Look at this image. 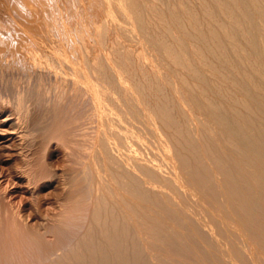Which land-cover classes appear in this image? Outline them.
<instances>
[{
	"label": "bare ground",
	"instance_id": "1",
	"mask_svg": "<svg viewBox=\"0 0 264 264\" xmlns=\"http://www.w3.org/2000/svg\"><path fill=\"white\" fill-rule=\"evenodd\" d=\"M37 139L76 173L56 178ZM10 150L0 264H264V0H0Z\"/></svg>",
	"mask_w": 264,
	"mask_h": 264
},
{
	"label": "rangeland",
	"instance_id": "2",
	"mask_svg": "<svg viewBox=\"0 0 264 264\" xmlns=\"http://www.w3.org/2000/svg\"><path fill=\"white\" fill-rule=\"evenodd\" d=\"M75 16V15H74ZM74 16H73V18H74ZM71 20V19H70ZM73 20V19H72ZM88 21H90L91 22V19L90 18H88ZM117 21L120 23V21H119V18H117ZM90 25H91V23H89ZM108 30H110L109 32H113L114 31V29L113 28H109ZM130 37H128V39H129ZM128 39H127V42H125V43H127V45L131 48V49H135V50H137V51H139L140 49H141V44L137 41V39H135V38H130L129 39V41H128ZM93 42H90V46H92L93 44H92ZM147 51H148V53L149 54H151L152 56H155V52L153 51V50H151V49H147ZM149 62H150V60H146V63L147 64H149ZM165 70V68L164 69H162V71H164ZM45 82V86L46 87H48L49 88V91H50V93H53L54 92V90L57 92V91H59V90H61L62 88H67V86L66 85H64V83H55L54 81H44ZM22 84V83H21ZM21 84H18V88H21V87H23V86H21ZM21 87H20V86ZM23 85V84H22ZM178 86H179V82H178ZM12 88V87H11ZM13 91V89H9L7 92L6 91H4L5 93H7L9 96H11V92ZM80 101V102H79ZM77 103H79V104H77ZM81 100L80 99H75L74 100V102H73V104H72V106H75V105H80V106H77V107H75V108H77V109H79V110H76L75 108H73L74 109V111L76 110V111H79L78 113H82L83 111H84V109H85V107H90V106H83L84 104L83 103H81ZM82 105V106H81ZM84 108L83 109V111H82V108ZM72 108V107H71ZM81 109V110H80ZM91 108H87V109H85V111H84V113H82V115H83V119L85 118V116L87 117V118H85V119H87V120H85V127H83L84 129H85V131H87V132H89L88 134H87V136L89 137V135H93V133H95V131L97 130V128H100V124H99V120H98V118H97V120H98V122L95 120V118H94V114L92 115L93 117H91V112H92V110H90ZM88 110V111H87ZM74 112V113H77V112ZM89 111H91V112H89ZM71 112H73V110H71ZM70 112V113H71ZM73 113V114H74ZM85 113H86V115H85ZM93 113V112H92ZM90 115V116H89ZM92 118V119H91ZM82 119V120H83ZM94 119V120H93ZM84 121V120H83ZM96 121V122H95ZM99 126V127H98ZM97 127V128H96ZM135 127L136 128H138L137 130H135L136 128H134V130L135 131H137V133L139 132V134H141L142 136V141H141V144H140V147H141V149L142 150H140L139 149V152L140 151H143V152H140L144 157H148V155H150L149 157H151L152 155H155V154H157V153H160V152H157V153H155L154 151H156L157 149H156V147L154 146V147H151V145H150V143H153V142H149V140L151 139L150 137H149V135L148 134H144L145 133V130H144V128H146L142 123H140V122H136V124H135ZM90 136V137H91ZM144 136V137H143ZM87 137V138H88ZM152 140V139H151ZM37 141V142H36ZM35 142L37 143H35L34 142V147L32 148V146H31V148H29L28 150H29V152L31 153L32 151V153H33V155H35L36 157H38L37 155H39V156H41V157H38V161H40L39 159H41L43 162H46V163H48L50 166H51V169L53 170V169H55L54 171L56 172V178H61V179H63L65 176H66V178L68 179V177L70 178V175L72 174V176L76 173V168H74L73 169V167L76 165V164H73V161H72V157H70L69 156V154L68 153H66V151H68L69 150V148H67V150L66 149H62V146H60V143H58V142H56V141H53V142H51L52 143V145H49V144H51V143H48V142H42L40 139H37ZM87 142V141H86ZM46 143H48L47 145H45ZM56 144V146L54 145V144ZM37 145V146H36ZM58 145V146H57ZM47 147V149H48V146L50 147L48 150H45L46 149V147ZM29 147V146H28ZM28 147H26L25 146V148H24V152L25 153H27L28 152V150H27V152L25 151V149H27ZM53 147V148H52ZM57 147V148H56ZM61 147V148H60ZM140 147H136L137 149L138 148H140ZM51 148H52V150H51ZM55 148V149H54ZM59 148H60V150H59ZM33 149V150H32ZM36 149V150H35ZM42 149V150H41ZM62 149V150H61ZM150 149V150H149ZM154 149V150H153ZM51 150V151H50ZM54 150V151H53ZM65 150V152H64V154H62V151H64ZM12 150H10V151H8V153L10 154V157L9 156H6L7 154V152H4L6 155H4L3 153H1L0 152V155L2 156H0V170L2 171L3 170V172H4V174H8L10 171V173L8 174V175H12L14 172H16V170H17V167L18 168H20L21 167V161H22V159H21V161L19 160V157H17L18 155H15V152H11ZM71 151V150H70ZM47 152V153H46ZM48 152H50V153H48ZM32 153H31V155H32ZM13 154L15 155V156H13ZM29 154V153H28ZM43 154H47L46 156L45 155H43ZM66 154V155H65ZM3 155H4V157H3ZM65 155V156H64ZM4 158V159H3ZM68 158H72V159H68ZM17 159V160H16ZM67 161H66V160ZM6 162H4V161ZM8 162V163H7ZM21 164V165H20ZM11 165V166H10ZM13 167H16V170H13L12 168ZM76 167V166H75ZM78 167V166H77ZM2 168V169H1ZM6 168V169H5ZM13 171H12V170ZM15 169V168H14ZM7 170H9V171H6ZM73 170V171H72ZM75 170V171H74ZM59 172V173H58ZM75 172V173H74ZM63 175V173H64V177L61 175V174ZM74 173V174H73ZM57 174H60V176L59 175H57ZM59 176V177H58ZM62 176V177H61ZM65 178V179H66ZM10 187H12V186H10ZM51 190L50 189H42V192L44 193V194H42V196L45 198V196L48 198V197H50L51 199H53L52 197L55 195L54 193H52V191H51V196L49 195ZM1 192H2V190H1ZM41 192V193H42ZM46 194V195H45ZM54 194V195H53ZM23 195V194H22ZM22 195H20L19 194V196H18V198L16 199V200H18L19 198V200H21V201H23L24 203L27 201V203H25V205H24V203H22V205H23V207H24V209L26 210V211H29L28 209V207L30 206V205H28L29 204V196L27 195V197H26V195H23L24 196V198H23V196ZM26 198H28V199H26ZM50 198H48V199H50ZM47 199V200H48ZM44 200H46V199H44ZM28 206V207H27ZM27 207V208H26ZM41 211H44V212H47V213H49L50 215L51 214H53L54 212H55V210L53 209V208H46V207H41Z\"/></svg>",
	"mask_w": 264,
	"mask_h": 264
}]
</instances>
